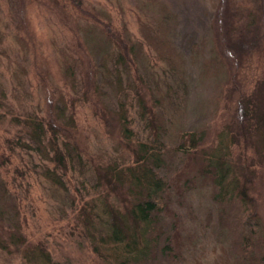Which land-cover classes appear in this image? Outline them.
<instances>
[{
  "label": "rangeland",
  "instance_id": "374dc122",
  "mask_svg": "<svg viewBox=\"0 0 264 264\" xmlns=\"http://www.w3.org/2000/svg\"><path fill=\"white\" fill-rule=\"evenodd\" d=\"M261 2L0 0V173L8 186L14 187L11 190L19 202L20 230L26 243L44 247L58 263L104 264L72 225L73 209L68 200L66 212L57 208V203L47 197L50 192L35 181L29 169L32 164L23 166L18 150L9 151L5 143L9 130L1 119L20 113V105L38 113L74 116L79 144L89 152L84 157L85 183L77 182V194L97 195L91 174L93 159L107 163L127 159L130 152L121 145L117 131L111 129L108 133L94 115L97 104L92 98L100 106L98 97L94 94L83 98L81 74L87 81L90 74L98 81L93 63L100 61L115 40L128 35L140 39L144 34L141 21L148 13L157 23L156 32H150L151 44L156 48H145L139 58L142 84L149 88L153 99L143 88L141 94L146 96L147 107L153 103L154 111L164 117L159 129L164 164L158 170L169 185L164 194L168 195V203L161 219V235L148 263L264 264ZM220 12L226 17L222 21ZM223 19L227 31L220 34ZM163 53L180 66L178 75L168 69L162 74L161 70L170 66L163 61ZM74 54L80 62L72 66L68 63ZM67 66L73 78L66 72ZM88 68L92 69L90 73ZM122 83L126 86L129 82L125 79ZM104 87V103L113 110L118 105L113 88ZM130 96L119 101L127 124L144 139L148 134L144 118L151 116L141 117L142 104L140 107ZM71 99L74 106L69 103ZM252 108L263 115L258 130L249 124L254 115L249 112ZM191 134L199 140L194 151L189 149ZM212 155H219L229 165L226 181L238 178V186L232 191L223 193L218 178L207 172V160ZM14 165L21 170L15 176ZM65 195L73 198V191ZM3 228L0 234L5 236ZM164 243H169L166 250L162 249ZM16 247L8 242V248L0 249V264H28L19 258ZM148 263L143 260L136 264Z\"/></svg>",
  "mask_w": 264,
  "mask_h": 264
},
{
  "label": "trees",
  "instance_id": "16d2710c",
  "mask_svg": "<svg viewBox=\"0 0 264 264\" xmlns=\"http://www.w3.org/2000/svg\"><path fill=\"white\" fill-rule=\"evenodd\" d=\"M261 4L264 15V0ZM223 17H225L224 12H220L219 19ZM145 18V21H141V32L144 34L140 35V39L127 34L128 37L125 39L115 40L114 44L108 45L109 49L102 55L100 61L93 63L95 71L99 74L98 81H95L94 75L91 74L87 81L81 74L83 98L94 94L98 97L100 106L94 97L92 98L93 103L97 104L94 115L104 123L108 133L111 129L117 131L121 145L130 152L127 163V159H114L107 163L93 159L91 174L95 180L93 186L97 195L77 194L80 189L77 187L80 183L77 182L85 183L84 157L89 155V152L79 144L74 116L65 117L59 112L52 114L51 111L50 113L46 111V114L38 113L27 105H20V113H11L9 117L5 115L1 119L9 130L5 138L9 151L18 150L23 166L32 164L29 169L34 173L35 181L45 191L50 192L51 195L47 197L57 203V208L66 212L65 201L68 200L70 209H73L72 225H76L79 235L88 241L94 254L104 264H136L143 260L148 263L161 235V219L165 213L164 207L168 203V195L164 194L169 185L158 170L164 164L162 133L159 132L164 117L154 111L153 103L148 108L146 96L141 94L143 88L147 96L153 99L149 88L145 83L142 84L140 73L142 62L139 54L145 48H156L151 44L150 32H156L157 23L148 13H145ZM223 23V29H219L220 34L227 31L224 19ZM219 27H222V22ZM77 54L80 56L79 51ZM78 55L70 56L68 64L72 66L75 63L79 64L81 56ZM161 57L170 65L169 68L166 66L161 70L162 74H167L168 69L178 75L180 66L171 63L166 53L161 54ZM82 62L84 63L83 58ZM90 70L92 69L88 68L89 73ZM66 72L72 76L68 66ZM86 72L85 74H88ZM154 73L155 71L151 69V74ZM125 79L129 82L126 86L122 83ZM137 81L141 87L138 86ZM103 84L113 88L115 100L118 101L117 107L113 106V110L108 109L104 103L106 91ZM126 95L137 99L140 107L142 104L144 110L141 117L147 114L151 116L144 118L148 128V134L144 139L136 136L127 124L125 109L119 101ZM79 101L84 102L82 99ZM155 101L156 99L153 100ZM69 103L74 106L72 99ZM250 111L254 115L250 118L249 124L258 130L263 115L253 108ZM241 113L243 115V108ZM198 141V138L191 134L188 137L189 149L196 150ZM207 165V172H210L214 179L218 178L216 180L220 182L218 184L222 187L223 193L232 191V187L238 186V178L235 182L226 181L229 177L227 171L230 168L219 155L210 156ZM19 172L21 170L14 165V176ZM11 188L14 187L11 185L9 187L6 177L0 173V227L6 228H3L5 236L0 234V249L8 248L9 242L10 245L17 246L19 258L28 264H63L53 261L44 247L26 243L20 230L19 202ZM82 188L85 189L86 186L82 185ZM72 191L73 198L65 195V193L72 195ZM242 191L239 188L238 193L242 195ZM57 193L64 195H54ZM164 244L162 249L166 250L169 243Z\"/></svg>",
  "mask_w": 264,
  "mask_h": 264
}]
</instances>
